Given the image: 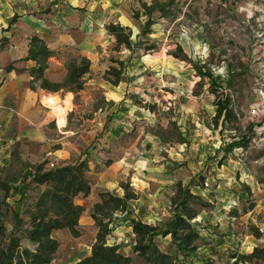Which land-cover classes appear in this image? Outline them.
Listing matches in <instances>:
<instances>
[{
	"label": "rangeland",
	"instance_id": "rangeland-1",
	"mask_svg": "<svg viewBox=\"0 0 264 264\" xmlns=\"http://www.w3.org/2000/svg\"><path fill=\"white\" fill-rule=\"evenodd\" d=\"M138 1L0 0L1 38H28L34 33L72 38L73 46L89 39L90 48L84 53L91 71L84 78L83 92L71 99L72 104L71 95L49 97L71 104L63 117L64 128L58 127L78 132L73 143L79 155L70 161L85 160L86 175L95 183L109 184L111 193H122L121 183L139 192L140 200L137 205L130 202L134 208L128 209L127 216L117 215L108 246L118 244L132 264H140L132 252L135 238L130 236L128 221L164 228L174 216L170 200L179 183L200 199L201 205L193 206L197 217L191 222L199 239L182 250L170 236L157 237V249L170 257L171 264H235L236 254L264 245V126L234 120L220 121L215 128L211 119L218 96L228 95L238 113L252 101L248 52L254 48L264 60V0H171L169 16L156 19L147 41L133 52L123 48L115 52L114 39L104 27L108 23L126 26L136 42L145 20L133 19ZM11 20H15L12 26ZM148 46L155 49L146 51ZM77 51L64 50L62 57L66 61ZM112 61L123 63L117 87L103 79L105 70L117 67ZM198 69L211 76L201 79ZM212 82L215 93L209 88ZM148 104L151 111L145 108ZM247 128L252 132L248 146H235ZM1 174L0 182L14 178L21 182L25 170L15 158ZM27 182L23 194L11 191L5 203L0 190V222L8 231L13 210L22 224L28 221L25 212L36 192ZM91 201L75 200L84 207L80 237L54 232L60 246L51 264H74L90 252L96 236L89 224ZM252 227L261 239L253 237Z\"/></svg>",
	"mask_w": 264,
	"mask_h": 264
},
{
	"label": "trees",
	"instance_id": "trees-1",
	"mask_svg": "<svg viewBox=\"0 0 264 264\" xmlns=\"http://www.w3.org/2000/svg\"><path fill=\"white\" fill-rule=\"evenodd\" d=\"M138 3L139 10L134 12L133 19L138 21L144 17L145 20L135 38L136 42L132 39L131 29L126 26L108 23L104 27L107 35L114 39L115 52H120L122 48L133 52L142 41H147L146 39L152 34L156 19L167 18L173 5L171 0L163 2L154 0L150 4L139 0ZM14 22L15 20H11L9 25ZM154 49V46L146 47V51ZM51 56L52 52L44 41L37 36H32L25 58L35 62V67L29 70L30 89L35 90V87H38L47 93L61 95L71 93L76 99L84 90V78L90 73V61L81 56L68 58L64 63L63 79L54 82L44 77L47 61ZM111 63L117 67L110 66L105 70L103 79L113 87H117L122 81L123 63L120 61ZM8 69L10 66L7 67ZM197 73L201 79L211 76L210 72H201L199 69ZM209 88L213 93L217 91L213 82ZM213 106L215 108L211 119L213 127H218L220 121L227 123L236 120L232 101L228 95L216 97ZM145 108L149 111L152 109L149 104ZM250 133H252L251 129L247 128L245 134L237 138L235 146L246 148L250 142ZM46 165L47 162L36 166L25 164L26 170L21 182L15 178L10 182L7 180L0 182L4 203L10 197L11 191L19 195L23 194L26 190L24 183L27 180V186L36 192L26 209L28 221L25 224H22L16 210H13L14 222L10 231L0 222V264H51L60 246V243L52 236L54 231L65 230L73 238L81 236L78 224L84 207L77 205L75 199L80 195L86 198L91 193V184L86 177L87 163L85 160H78L52 169L45 168ZM19 183L21 186L17 189L14 185ZM176 187V193L170 200L171 206L174 207V216L164 228L143 224L135 219L129 220L131 232L135 236L132 252L141 260L140 264H171L170 257L160 252L155 246L154 239L157 237L170 236L179 243L182 250H188L199 239V234L193 229L191 222L197 217L193 206L201 205L200 199L188 188H182L179 183ZM119 188L122 190V196L107 190H100L97 193L98 201L90 210V218L97 230L95 241L91 246L90 254L74 264H132V259L120 252V246L107 245V239L117 222V215L126 217L129 213L128 203L138 199L129 183H121ZM252 207L253 205L250 204L248 210H252ZM233 215L236 217V212H233ZM23 226H25L24 229ZM251 234L257 240L262 237V234L254 227L251 228ZM23 242H26L27 246H23ZM234 258L235 264H264V245L254 247L249 254H236Z\"/></svg>",
	"mask_w": 264,
	"mask_h": 264
},
{
	"label": "crops",
	"instance_id": "crops-1",
	"mask_svg": "<svg viewBox=\"0 0 264 264\" xmlns=\"http://www.w3.org/2000/svg\"><path fill=\"white\" fill-rule=\"evenodd\" d=\"M32 36L37 35L31 33L28 38H10L8 36L1 38L2 35L0 34V176L2 175L1 171L8 168L15 158L21 161L22 167L24 168L25 164L36 166L42 162H47V165L53 164L55 166L72 164L75 162H71L70 158H73L74 155H79V150L73 143L74 137L78 132H74L73 130L63 131L61 130L62 128H58L55 118L51 116L49 106L43 102L46 96H53L55 94L42 91L38 87H35V90L30 89L31 77L29 70L35 67V62L25 60V58ZM37 37L44 41L47 48L52 52V56L47 61V69L44 71V77L54 82L61 81L65 75V59L62 57L64 50L68 49L69 52H76L77 49V56L86 58L84 52L90 48L88 46L89 39H87V44H84L86 41H83L81 45L73 46L72 38ZM9 66L10 69L7 70ZM67 94L71 95V103L74 95L71 93ZM67 94H64V96L66 97ZM47 165L45 168H48ZM24 170L26 169L24 168ZM86 177L91 184V193L86 198H83L81 195L77 198L91 199V205L88 209L91 210L92 205L98 201L97 194H93L95 189L108 191L111 188L104 181L100 182L97 179L98 181L95 183L93 178L88 175ZM134 192L137 196L139 195L137 190ZM115 194L122 196V193L118 191ZM139 200L140 198L138 196V199L131 201V203L137 205L136 203ZM76 204L82 206L81 204ZM130 207H133V205L131 206L129 202L127 208L129 209ZM89 219V224L92 225L95 234L97 230L90 218V213ZM128 228L130 236L135 238L131 232L129 221ZM80 232L82 235L83 231L81 229ZM112 245L118 244H111L109 246ZM252 250L247 254L251 253ZM121 253L124 254L123 252ZM89 254L90 252L85 256ZM124 255L128 256L127 254Z\"/></svg>",
	"mask_w": 264,
	"mask_h": 264
},
{
	"label": "built area",
	"instance_id": "built-area-1",
	"mask_svg": "<svg viewBox=\"0 0 264 264\" xmlns=\"http://www.w3.org/2000/svg\"><path fill=\"white\" fill-rule=\"evenodd\" d=\"M264 39V38H263ZM248 71L253 78L252 101L247 104L244 111L238 113L237 107L233 106V112L237 122L245 121L246 123L264 126V60L259 55V51L250 48L248 52ZM1 136V123H0ZM48 169L55 167L53 164L47 165Z\"/></svg>",
	"mask_w": 264,
	"mask_h": 264
},
{
	"label": "bare ground",
	"instance_id": "bare-ground-1",
	"mask_svg": "<svg viewBox=\"0 0 264 264\" xmlns=\"http://www.w3.org/2000/svg\"><path fill=\"white\" fill-rule=\"evenodd\" d=\"M44 101L47 106L51 107L58 127L63 128L65 126L63 117L64 114L68 110H70L71 104L70 103L60 104L54 98L51 97H46Z\"/></svg>",
	"mask_w": 264,
	"mask_h": 264
}]
</instances>
